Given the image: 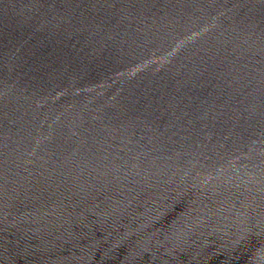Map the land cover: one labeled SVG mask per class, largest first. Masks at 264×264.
Returning a JSON list of instances; mask_svg holds the SVG:
<instances>
[{
	"label": "water",
	"instance_id": "1",
	"mask_svg": "<svg viewBox=\"0 0 264 264\" xmlns=\"http://www.w3.org/2000/svg\"><path fill=\"white\" fill-rule=\"evenodd\" d=\"M0 264H264V0H0Z\"/></svg>",
	"mask_w": 264,
	"mask_h": 264
}]
</instances>
